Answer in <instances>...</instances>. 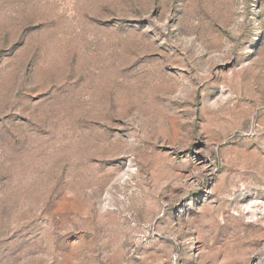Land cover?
I'll use <instances>...</instances> for the list:
<instances>
[{
  "label": "rangeland",
  "instance_id": "rangeland-1",
  "mask_svg": "<svg viewBox=\"0 0 264 264\" xmlns=\"http://www.w3.org/2000/svg\"><path fill=\"white\" fill-rule=\"evenodd\" d=\"M0 264H264V0H0Z\"/></svg>",
  "mask_w": 264,
  "mask_h": 264
}]
</instances>
